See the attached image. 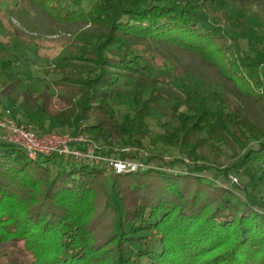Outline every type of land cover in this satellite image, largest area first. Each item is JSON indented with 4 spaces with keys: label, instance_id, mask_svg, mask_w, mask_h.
<instances>
[{
    "label": "trees",
    "instance_id": "16d2710c",
    "mask_svg": "<svg viewBox=\"0 0 264 264\" xmlns=\"http://www.w3.org/2000/svg\"><path fill=\"white\" fill-rule=\"evenodd\" d=\"M30 1L59 25L93 24L105 32L81 33L69 53L42 69L52 75L54 95L46 82L40 93L20 89V72H8L1 96L14 119L32 121L26 124L38 134L43 130L35 119L55 132L90 135L102 155L147 167L120 174L96 163L74 168L56 155L31 159L0 139V243L22 241L31 257L25 264H264V132L224 97L213 100L228 111L223 123L214 120V109L192 101L191 92L182 99L171 82L184 68L158 43L202 55L241 94L255 98H264V46L247 42V51L236 44L231 59L233 41L200 26L208 0ZM231 19L229 25L243 23ZM234 63L245 74L236 73ZM151 67L167 72L150 76ZM122 90L132 115L117 117L111 110ZM156 114L168 141L192 147L190 162L140 151L147 149L141 139L147 134L136 125ZM214 134L219 144L241 151L234 150L229 168L206 163L204 145L221 148L211 143ZM210 174H230L236 182L223 186Z\"/></svg>",
    "mask_w": 264,
    "mask_h": 264
},
{
    "label": "rangeland",
    "instance_id": "374dc122",
    "mask_svg": "<svg viewBox=\"0 0 264 264\" xmlns=\"http://www.w3.org/2000/svg\"><path fill=\"white\" fill-rule=\"evenodd\" d=\"M0 116L5 115L7 108L4 98L1 96V83L7 79L8 72H20V89L31 90L33 93H40L43 91V83L46 82L50 86V93L56 94L57 91L53 87L52 75H45L42 69L50 62L56 59V55H65L69 53V46L75 44L76 37L81 33L90 35H100L105 32L104 28L85 23H71L66 25H59L50 19L42 10L33 5L30 0H0ZM202 1V0H200ZM207 8L202 9L201 12V27L202 30H208L212 35L221 36L232 40L233 44L228 49V56L235 59L238 52L236 44L240 45L241 49L249 50L247 42L251 44H260L264 46V3L260 0H208ZM88 5V0L83 2ZM219 9V10H218ZM216 11V12H215ZM219 13L220 16L217 14ZM227 18L241 19L242 24L229 25ZM232 20V19H231ZM12 24H11V23ZM10 24V25H9ZM158 45L168 54L172 56L175 61L184 68L180 76L173 79L172 89L178 92L180 97L184 100L192 93L191 99L200 106L207 105L210 109H214V120H219L220 123L224 119L228 111L221 109L223 103L214 102V97H224L225 101H232L239 104L243 108L256 126L264 132V98L249 97L241 94L239 90L224 78L210 63L206 62L202 55L196 54L192 51L183 48L159 42ZM141 45H136L140 49ZM252 47V46H250ZM17 55L18 61L7 66L4 69V63H11L13 56ZM159 56V55H158ZM236 60V59H235ZM157 62H159L157 60ZM233 70L238 74H245V69L234 63ZM150 76H155L159 73L164 74L165 69L150 68ZM261 78L264 79V66L260 68ZM233 82H235L233 80ZM224 95L222 96L221 94ZM230 97V98H228ZM130 98L125 90H122L114 102L112 112L117 117H122L123 114L132 115L129 108ZM227 106V105H226ZM165 109L157 108L158 112H163ZM159 114V113H157ZM155 115L154 120H147L146 124H137L136 128L142 132H146V136H141L142 141L145 143V148L140 151L144 154L153 153L163 157L167 162L176 160L183 162H190L191 158L188 157L192 150L190 145H185L182 141L177 144L170 142L163 135L162 128L157 124V120L161 118L160 115ZM34 115L31 114L32 119ZM30 117V118H31ZM27 119V118H26ZM223 119V120H222ZM128 120V119H127ZM126 122H129L127 121ZM23 121L22 123H28ZM37 124L39 131L43 133H57L67 134L71 133L70 129H57L48 127L47 124L42 123V120H34ZM33 122V123H34ZM39 122V123H38ZM29 123H32L30 121ZM174 118H171L170 125L174 126ZM46 126V130L45 129ZM88 139L95 141L90 135H86ZM219 135L214 134L211 138V143L214 146H220L218 149H211L204 145L205 155L208 157L206 163L213 165L215 169H223L231 167L237 159L234 155L241 153L239 148L232 151L223 144H219ZM96 142V141H95ZM238 155V154H237ZM55 160L62 164H72L74 168L79 165H84L91 162L81 160L79 162L73 161L69 158L54 157ZM97 168L102 167V163L97 164ZM208 167H206L207 169ZM209 169V168H208ZM203 174L205 172L203 169ZM113 177L115 175H112ZM208 178H213L216 183H221L223 186L230 184V179L236 182L230 174L227 175L228 179H219L213 174L207 175ZM242 179V176L238 177ZM108 181L112 179L111 175H107ZM30 254L25 250L22 241L0 243V263L7 264L15 262L18 264H25L30 262Z\"/></svg>",
    "mask_w": 264,
    "mask_h": 264
},
{
    "label": "built area",
    "instance_id": "2783aa9c",
    "mask_svg": "<svg viewBox=\"0 0 264 264\" xmlns=\"http://www.w3.org/2000/svg\"><path fill=\"white\" fill-rule=\"evenodd\" d=\"M0 130V139L19 145L31 159L39 156L56 155L77 162L85 160L96 164L102 163L106 171L116 174L135 172L147 167V164L141 160L102 155L100 145L88 139L81 132L75 134H38L32 125L17 122L10 110H7L5 115L0 116Z\"/></svg>",
    "mask_w": 264,
    "mask_h": 264
},
{
    "label": "crops",
    "instance_id": "0c3cea01",
    "mask_svg": "<svg viewBox=\"0 0 264 264\" xmlns=\"http://www.w3.org/2000/svg\"><path fill=\"white\" fill-rule=\"evenodd\" d=\"M0 133H1V130H0Z\"/></svg>",
    "mask_w": 264,
    "mask_h": 264
}]
</instances>
